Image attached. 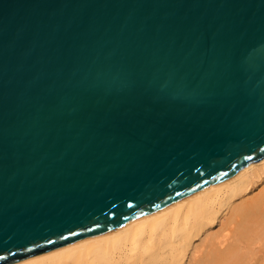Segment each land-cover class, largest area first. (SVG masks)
<instances>
[{"label":"water","instance_id":"water-1","mask_svg":"<svg viewBox=\"0 0 264 264\" xmlns=\"http://www.w3.org/2000/svg\"><path fill=\"white\" fill-rule=\"evenodd\" d=\"M264 159V0H0V264Z\"/></svg>","mask_w":264,"mask_h":264},{"label":"bare ground","instance_id":"bare-ground-1","mask_svg":"<svg viewBox=\"0 0 264 264\" xmlns=\"http://www.w3.org/2000/svg\"><path fill=\"white\" fill-rule=\"evenodd\" d=\"M263 183L264 159L114 229L13 264H264Z\"/></svg>","mask_w":264,"mask_h":264},{"label":"rangeland","instance_id":"rangeland-1","mask_svg":"<svg viewBox=\"0 0 264 264\" xmlns=\"http://www.w3.org/2000/svg\"><path fill=\"white\" fill-rule=\"evenodd\" d=\"M263 185H264V183H263ZM255 191L257 192V189H256ZM255 191H253V192H254V194H255ZM253 192H252V193H253ZM250 196H251V194H250ZM248 197H249V196H248ZM214 229H215V228H214Z\"/></svg>","mask_w":264,"mask_h":264}]
</instances>
